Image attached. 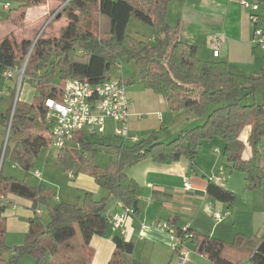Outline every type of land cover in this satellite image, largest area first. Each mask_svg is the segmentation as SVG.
Returning <instances> with one entry per match:
<instances>
[{
	"label": "trees",
	"instance_id": "16d2710c",
	"mask_svg": "<svg viewBox=\"0 0 264 264\" xmlns=\"http://www.w3.org/2000/svg\"><path fill=\"white\" fill-rule=\"evenodd\" d=\"M44 1L20 0L19 8L25 10ZM51 1L65 3L62 8L65 25L56 36L50 37L42 31L35 42L17 41L13 36L0 41V75L5 69L21 68L26 61L21 82L31 83L36 91L28 110L17 104L13 108L12 99L0 98V104H5L0 111V123L9 125L2 162L8 159L28 172L39 151L51 144L44 123L45 101L59 99L60 85L67 79L98 84L112 78V71L122 62L135 66L143 89L162 97L171 112L190 111L195 123L166 143L159 141L160 130L132 144L121 143L115 147V163L104 170L94 164L90 154L100 150L97 146H106L88 142L86 135L76 133L72 144L58 150L57 164L66 174L89 175L106 193L96 199L92 193L84 192L79 204H47L53 195L42 196L41 184L32 186L24 180L4 177L0 171V197L15 195L32 201L33 207L45 203L50 215L45 225L35 219L30 222L24 242L8 247L4 243L1 219L4 207L0 206V264H18L25 255H30L35 264H92L88 254L78 261L59 256V246L72 239L76 231L84 245L94 236L113 242L115 251L108 264H142L123 262L122 257L132 253L133 245L111 228L107 215L102 217L110 198L123 209L129 208L132 214L137 212L139 186L124 169L142 160L162 165L187 160L193 166L200 145L213 139L222 142L221 153L228 172L243 174L246 189H261L264 183V72L246 75L226 61L214 57L199 59L197 47L182 42L178 26L168 24L169 0ZM253 2L264 5V0ZM92 9L109 20V28L103 34L95 32L92 20L87 18ZM258 14L259 24L264 25V14ZM131 18L149 26L155 38L147 41L128 35L126 27ZM246 127H249L247 144L251 155L244 160V144L239 136ZM206 193L228 207L236 199L233 192L209 180ZM166 223L182 244L191 242L198 253L214 264H233L224 256L226 244L221 240L177 226L176 216H171ZM246 242L238 235L232 246L242 247ZM249 261L264 264V240L251 250Z\"/></svg>",
	"mask_w": 264,
	"mask_h": 264
},
{
	"label": "crops",
	"instance_id": "0c3cea01",
	"mask_svg": "<svg viewBox=\"0 0 264 264\" xmlns=\"http://www.w3.org/2000/svg\"><path fill=\"white\" fill-rule=\"evenodd\" d=\"M17 1L21 5L20 0ZM238 1L169 0L167 3V21L171 26H178L179 39L182 42L196 46L197 52L199 50L198 48H206V42L210 43L212 37H218L220 42L215 48L210 45L212 49L211 52L208 49L210 54H207L206 60L212 59L213 50H217L218 56L215 57L216 59H219L220 53H222V61L235 65L246 75H255L257 70V72H261L264 64V48H259V55L256 54L254 48L258 47L252 43L253 25L249 19L250 12L249 10L243 9ZM56 4L57 2L45 0L41 5L35 7L23 10L18 6L11 11L9 5L6 3L8 7L5 8L6 5H4L3 9L8 11L6 19L9 22H12L16 28H30L33 36V34L36 35L39 32V26L47 17L50 6ZM258 13L264 14V5L259 6ZM56 35L57 32H55L54 36ZM6 36H13L17 41L24 39L33 40L34 37L23 32V35L16 38L15 31L13 33L9 31L4 37ZM48 36L52 37L49 34ZM15 78L13 77L9 80L2 78L6 85L5 92L9 93V95L2 94L1 96L12 98L11 92L16 88ZM126 93L131 103L130 111L132 117L129 122L132 132H140V130H143L139 128V125L136 126L141 121L142 112H147L145 114L154 116L157 113L159 115L157 110H162L164 113L168 109L162 97L158 98L160 96L148 90H131L129 93L126 89ZM131 94L134 96L132 97ZM23 99L24 102L28 101L26 95ZM30 105L23 106L22 108L28 110ZM4 108L5 104L1 103L0 111H3ZM177 113L181 114L184 111ZM187 115H189L188 124L195 123V118H190L191 114ZM143 124L144 122L142 121ZM158 124L161 127L151 129L149 133L158 130L162 133L163 128L167 129L168 127V123L165 124L162 117L161 120H158ZM114 127L115 124L111 120H107L104 132L96 137L108 135L110 131L113 132ZM47 130L49 132L48 127ZM248 135L249 127H246L239 136L240 141L244 144L242 154L244 160L248 159L251 155L250 148L247 144ZM200 147L208 151L207 153L202 152L199 155L200 151L198 150L196 162L194 161L193 166L187 160H181L170 165L156 164L150 160H142L124 169L126 175L137 182L139 192L137 212L127 218L124 223V234L121 236L124 241L130 242L133 245L132 253L122 257L123 262L129 263L135 261L142 264H178V258L183 254L186 259L184 264H214L206 256L198 253L194 245L189 241L184 242L180 250L173 251L171 249V244L174 239L173 236L160 229L157 224L167 222L171 216H176L177 226L183 229L188 228L194 234L210 236L224 242L226 244L224 256L233 264H251L249 261L251 250L261 240H264V222L257 226L255 224L257 218H253L254 212L250 214L246 223L247 225L244 222V226L246 227L255 226L253 228L257 231H255L254 240L251 237L253 234L246 235V233L237 231L240 222L239 209L235 207L237 196L233 205L228 207L227 204L216 201L206 193L208 180L211 177H215L222 166L226 168L222 153L221 158L218 159L213 156V153H218L217 149L212 150L207 146ZM41 151L42 149L35 159L39 157ZM49 157V155L45 157V163L49 160ZM10 165L11 167L6 170L3 176L24 180L28 183L27 176L30 170L28 172L24 171L11 162ZM191 167L193 170L190 169ZM17 169L22 171L23 174L21 175L17 172ZM227 173H229L228 170H225V185H222V187L234 193L241 186H232L230 181L234 174L227 180ZM66 176H68L71 186H42V196L53 195V197H49L47 204L56 205L60 202L79 204L84 192H90L94 197L100 195V198L106 195L104 192L103 194L101 193V189L87 174L73 176V174L68 173ZM185 182L190 184L189 189L183 187ZM244 191L242 195L244 200H247L245 211L248 213L251 211V204L254 201H259L264 206V201L261 202L259 200L260 196L248 194V192L256 190H248L244 186ZM112 204H114V207L111 210L108 211L105 208V213L109 219L114 213L121 211V205L116 200H112ZM0 206L4 207L1 213V219L5 230L4 243L8 247L20 245L24 242L30 222L34 219L43 225L50 220V217L48 221L43 220L45 212L49 215L45 203H38L36 207H33L32 201L9 194L5 197H0ZM36 211L39 213H36ZM226 211H229V216L220 222H216L213 219L214 213L223 214ZM262 221H264V217ZM238 235L243 236L247 242L242 247L237 248L232 246V243ZM59 248L60 257L78 261L88 254L92 264H108L115 251L113 242L110 239L102 237L94 236L90 239L88 245H84L78 231H76L72 239L62 243ZM31 264L35 263L32 262Z\"/></svg>",
	"mask_w": 264,
	"mask_h": 264
},
{
	"label": "rangeland",
	"instance_id": "374dc122",
	"mask_svg": "<svg viewBox=\"0 0 264 264\" xmlns=\"http://www.w3.org/2000/svg\"><path fill=\"white\" fill-rule=\"evenodd\" d=\"M250 1V0H249ZM6 3L9 5L10 10L12 11L13 9L17 8L19 6V2L17 0H0V41L1 39L7 34L9 33V31L11 33H13L15 31V35L16 38H18L20 35H23V32H25V34L33 37V40L35 39V37L37 36V34L42 30L44 31L46 34L51 35L52 37L55 35V32L58 33L59 29L61 27H63L65 25V17L63 15V11L59 10L58 14H56L54 17H52L53 13L60 8L61 5H59L58 3L56 5H51L49 10V13L47 15V17L43 20L42 24L39 26V32H37L36 35L33 34L32 36V30L30 28L27 29H22V27H18L16 28L15 25H13L12 22H9L6 19V15L8 13L7 10H4L3 7L4 5H6ZM261 10L263 11V8L261 7ZM87 18L91 19L93 24H94V30L95 32H97L98 34H103L104 32H106L109 28V20L107 17H100L96 11V9H92V11L90 12V14L87 16ZM17 29V30H16ZM58 30V31H57ZM126 33L130 36L136 37L138 39H143V40H147L150 41L152 39L155 38V35L153 33V30L143 24L140 21H137L136 19L131 18L127 27H126ZM207 45V49L206 48H202L201 49L198 48V52L197 55L199 57V59L201 60H206L207 59V54H210L211 52V47H210V43L206 42ZM208 49L210 52H208ZM254 50H256V54L259 55V47L258 48H254ZM220 58L217 59L219 61H222V53H220ZM261 72H257L255 75H260L261 73L264 72V64L261 68ZM255 73V72H254ZM15 85L16 88L14 89L13 92H11V97H6V96H1L2 94H8L5 92L6 89V85H5V81L2 79V77H0V98H5L7 100L12 99V104H17L21 107L23 106H29L32 98L35 96L36 91L34 86L27 82V81H22L20 82V84L18 83V76H15ZM111 77L113 79H121L125 85H126V89L127 91L130 93V91H134V90H145L143 89V87L140 85V83L138 82V75H137V70L135 68V66L132 63H126V62H122L121 65L114 69L111 73ZM121 77V78H119ZM56 84L58 82H55ZM26 95V97H28V101L24 102V96ZM132 97L134 96L133 94H131ZM161 98V97H158ZM259 94L256 95V100L259 101ZM17 102V103H16ZM159 112V115L164 119V123L167 124L168 123V127L167 129L163 128L162 133L159 136V141L166 143L168 141H170L171 139H173L177 134H175L176 132L180 131L181 129H185V128H189L192 127L194 125V123L192 124H188V116L187 114H191L190 111L185 110L184 113H177V112H171L169 111V109H166V111L163 113L162 110H157ZM147 112H142V118L141 121L139 122V124H137L136 126H140V132H132L131 131V127H130V122L128 125V131H129V136L136 138L137 140H141L144 139L147 134H149V131H151V129H155V128H159L161 126H159L158 124V120H161V117L159 118L158 113L154 116H152L151 114H145ZM190 118H195L192 114L190 115ZM189 118V119H190ZM191 120V119H190ZM142 121L144 122V124L142 125ZM198 123V122H197ZM8 133V126L0 123V151H2L3 149V145L5 142L6 137ZM86 140L88 142L91 143H95V144H104L106 147L102 148L100 146H97L98 148H100L99 151L96 152H91L90 157H92L93 162L95 165H97L100 169L104 170L107 167L112 166L115 161H116V154H115V147L120 145L121 143H125V144H132L131 141L122 138L121 136H117L114 135V133L112 131H110L108 133V135L105 136H101V137H92V136H87ZM200 146H207L210 149H217L218 153H213L214 157H217L218 159L221 158V152H222V142L219 139H213L212 141L209 142H203ZM200 151V154H202V152H206L207 151L203 148V147H199L198 149ZM57 149L53 148L51 145H48L47 147L42 148V151L40 152V155L37 159H35V161H33V165L30 168V173L27 176L28 179V183L32 186H37V185H42V186H71L70 184V180L68 179V176H66V173L63 172L62 168L57 164L56 161V156H57ZM212 154V153H211ZM49 157V160L45 163V157L47 156ZM196 162V160H195ZM262 163L264 165V140L262 142ZM11 167L10 165V161L8 159H5L3 162L0 161V171L1 174L4 175L6 173V170L9 169ZM191 170L192 167L190 168ZM223 170H227L226 168H224V166H222ZM34 171H38L40 174V178H37L33 175ZM17 172H19L21 175L23 174L22 171L17 169ZM232 179L230 181L231 185L234 187L237 186H241V188H237V190L234 191V195L237 196V202L235 207H237L239 209V217H240V222H239V227H237V231L240 233H246V235H249L251 233V237L252 240L255 239V234L257 231L256 229H254L253 227H246L244 226V222L245 224L247 223V220L250 216L251 213H255L253 218H257L255 221V224L261 225L264 221H262L263 217H264V206L263 203H259L255 202L253 204H251V211L248 213L246 210L247 204L246 201L244 200L243 197V192L244 191V175L240 174V173H227L226 178L228 180V178H230V176H232ZM44 179V180H43ZM222 185H225V182L222 183ZM263 187L260 190H256V191H250L248 192V194H252L254 196H260L261 202L264 201V183L262 185ZM103 192L105 193L104 190L101 189V193L103 194ZM101 196L100 195H96L95 198L99 199ZM112 200L115 201L114 198H112L111 200L107 201L106 204V210H111L114 207V204H112ZM50 217V215H48L46 212L43 215V220L44 221H48V218ZM247 225V224H246ZM263 231H264V227H263ZM75 242V241H73ZM3 258H7V254H4ZM32 262H34V259L30 256V255H25L23 257H21L18 261V264H31ZM35 263V262H34Z\"/></svg>",
	"mask_w": 264,
	"mask_h": 264
},
{
	"label": "built area",
	"instance_id": "2783aa9c",
	"mask_svg": "<svg viewBox=\"0 0 264 264\" xmlns=\"http://www.w3.org/2000/svg\"><path fill=\"white\" fill-rule=\"evenodd\" d=\"M238 3L243 9L250 12L249 19L253 25V45L264 48V25L259 24V5L249 0H239ZM64 5L65 3L53 13L52 17L58 14V11L62 10ZM7 7L8 5L5 6V8ZM41 33L42 30L37 34L34 42ZM219 42L220 39L216 36L210 39V45L214 48ZM212 56L214 58L218 56L217 50H213ZM25 64L26 61H24L21 68L5 69L1 77L9 80L18 76V83L20 84ZM44 106V123L50 132V145L57 150L72 144L76 133H83L87 136L102 134L107 120H111L115 124L114 135L121 136L132 143L137 141L136 138L129 136L128 125L132 117L130 111L131 103L126 93V85L122 80L110 78L98 84H91L76 79H67L60 86L59 99H47ZM6 142L7 137L0 155L1 162ZM33 175L40 178L38 171H34ZM209 181L222 185L225 181V170L220 169L218 174L215 177H211ZM183 187L189 189L190 184L185 182ZM36 213L39 212L36 211ZM130 215H132V211L129 208L123 209L121 207V211L114 213L109 219L111 228L122 236L124 234V223ZM228 216L229 211L223 214L214 213L213 219L216 222H220ZM157 225L160 229L173 236L171 249L173 251L180 250L182 243L180 238L175 236L174 230L166 222L158 223ZM185 261V256L181 254L178 258V264H184Z\"/></svg>",
	"mask_w": 264,
	"mask_h": 264
},
{
	"label": "water",
	"instance_id": "95a60500",
	"mask_svg": "<svg viewBox=\"0 0 264 264\" xmlns=\"http://www.w3.org/2000/svg\"><path fill=\"white\" fill-rule=\"evenodd\" d=\"M15 104L13 105V108H14ZM8 129H9V125H8ZM7 136H8V133H7ZM102 217H106V214H102Z\"/></svg>",
	"mask_w": 264,
	"mask_h": 264
}]
</instances>
